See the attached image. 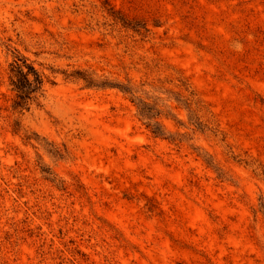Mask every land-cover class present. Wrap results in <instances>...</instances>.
<instances>
[{
    "label": "rangeland",
    "instance_id": "rangeland-1",
    "mask_svg": "<svg viewBox=\"0 0 264 264\" xmlns=\"http://www.w3.org/2000/svg\"><path fill=\"white\" fill-rule=\"evenodd\" d=\"M0 264H264V0H0Z\"/></svg>",
    "mask_w": 264,
    "mask_h": 264
},
{
    "label": "trees",
    "instance_id": "trees-1",
    "mask_svg": "<svg viewBox=\"0 0 264 264\" xmlns=\"http://www.w3.org/2000/svg\"><path fill=\"white\" fill-rule=\"evenodd\" d=\"M109 15H111L114 20H117L123 27L131 29L134 32H140L142 28H145L146 30L145 25L137 20H129L125 19L124 17L117 16L115 15L114 11H109ZM66 77L72 79H80L87 87L113 86L107 81H97L90 74L79 70L71 71L70 73L66 74ZM8 82L11 90L14 92V97L11 103L12 108L23 111L27 110L31 103L35 102L38 97L42 95L44 84L46 82V76L44 75V73L36 69L32 63L28 62L26 58L20 55H16L9 63ZM114 86L124 92H131V89L129 87H125L123 85ZM136 107L141 117L144 116L148 119L154 117V115L150 113V110H148V107H146L145 103H142L140 105L137 104ZM145 124L150 133L154 136L163 135V133H161L157 127L151 125L148 121ZM25 140L30 143H38L36 137L26 136Z\"/></svg>",
    "mask_w": 264,
    "mask_h": 264
}]
</instances>
